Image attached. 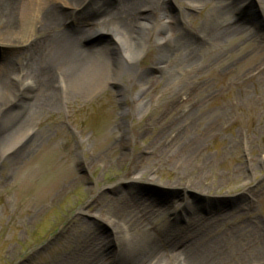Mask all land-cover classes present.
<instances>
[{
    "label": "rangeland",
    "instance_id": "rangeland-1",
    "mask_svg": "<svg viewBox=\"0 0 264 264\" xmlns=\"http://www.w3.org/2000/svg\"><path fill=\"white\" fill-rule=\"evenodd\" d=\"M100 1L102 10L92 19L117 3ZM243 1L233 19L251 18L249 24L243 22L249 30L201 45L195 67L178 59L173 75H166L153 67L149 56H142L116 82L102 79L83 92L60 87L54 110L32 113L17 106L7 119L0 115V147L30 131L25 141L0 157V264H83L76 254L90 236L84 233V223L105 241L104 252L120 250L128 231L120 230L116 241L105 219L129 214L115 206L124 195L133 201L147 198L159 210L149 217V224L137 226L138 234L171 221L176 211L180 224L191 211L202 215L233 208L226 224L243 229L245 241L264 236V46L259 45L264 41L263 0ZM164 2L165 13L182 17L178 27L189 31L192 45L208 40L216 29L219 21H206L210 3L193 8L188 0ZM73 27L66 21L60 28ZM42 35L36 23L35 33H27L14 48ZM139 35L155 40L145 31ZM108 39L83 38L80 45L97 47ZM10 41L0 37L1 55ZM181 48L170 49L160 65L168 68ZM150 51L156 52L153 45ZM170 100L174 105L166 110L163 105ZM194 135L201 137L200 149L187 169L179 170L167 155L158 153ZM120 139L125 145L107 148ZM98 152L99 159L88 167ZM129 170L136 180L130 181ZM198 172L199 189L182 186ZM176 181L180 185L172 186ZM249 192L250 200L236 208L239 196ZM180 198L192 206L182 212L180 203L176 205ZM245 252L257 254L252 264H264V238ZM110 263L104 255L97 264Z\"/></svg>",
    "mask_w": 264,
    "mask_h": 264
},
{
    "label": "bare ground",
    "instance_id": "bare-ground-1",
    "mask_svg": "<svg viewBox=\"0 0 264 264\" xmlns=\"http://www.w3.org/2000/svg\"><path fill=\"white\" fill-rule=\"evenodd\" d=\"M116 2L112 9L105 11L99 18L92 19L93 15L102 10L103 3L100 0H0V37L11 38L9 43H5L7 46L2 55L0 54L2 118L12 116L17 106L32 113L54 110L57 106L54 94L60 87H64L67 92H83L91 83L102 79L106 83L116 82L122 75L129 74L127 69L135 66L142 56H149L153 67L166 75H173L177 67L175 61L178 59L181 64L195 67V57L200 53L201 45H214L226 36L248 31L243 22L249 24L251 19L247 16L233 19V14L242 6L243 0H188L193 8L210 3L206 21H219L208 40H203L200 45H192L187 39L189 31L185 32L178 27L182 17L178 13L176 16L165 13L164 0ZM261 3L264 16V0ZM57 5L64 9L56 10L54 7ZM225 16L228 18L225 19ZM66 21L72 23L73 31L60 28ZM36 23L42 37L30 40L19 49L14 48L27 33H35ZM140 31L155 36V40L150 42V38H141ZM103 35H107L109 39L97 47L80 45L83 38ZM152 45L156 50L153 54L150 51ZM259 45L264 46V41ZM177 48H181L178 57L169 63L168 68L161 66L168 51ZM12 103L15 105H11ZM173 103L170 100L163 108L169 110ZM29 136L30 131L27 130L10 145L0 147V157L8 154ZM200 142L201 137L198 135L187 136L179 145L174 142L171 146H163L158 153L167 155L168 160L176 163L179 170L183 171L187 169L191 156L199 151ZM121 145L125 143L120 139L108 143L107 148ZM100 155L98 152L90 159L88 167ZM120 158L122 159L121 156L119 160ZM200 174L201 172L193 174V181L182 186L192 190L199 189ZM129 175L130 181L136 180L132 170H129ZM178 182L172 186L180 185ZM148 185L159 186L155 183ZM244 195L239 196L236 208L240 206L238 203L250 200V192ZM222 199L219 200L220 208H223V200L230 198ZM149 203L147 198L133 201L126 195L121 202L115 201V206L120 208L118 211L123 212L124 208L129 211V214L124 212L122 217L114 214L112 218L105 219L112 229L113 238L116 239L120 230L128 231L122 238V243L119 242L122 244L120 250L116 252H104L105 241L97 233L89 231L91 228L84 223V233H89L90 236L86 245L81 248V254H76L77 257L83 259V264H97L98 258L104 255L110 259V264H252L255 261L257 254L245 251L252 249L256 241L259 242L264 236L259 234L256 239L251 237L245 241L243 229L226 224L233 208L214 209L202 215L191 211L187 220L184 223L179 221L180 224L176 220H181V216H177L179 213L176 211L171 221L138 234L137 226L149 224V217L159 211ZM179 203L182 212L191 205L184 198H180L176 205Z\"/></svg>",
    "mask_w": 264,
    "mask_h": 264
}]
</instances>
